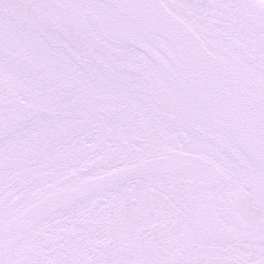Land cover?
Masks as SVG:
<instances>
[{"label": "snow or ice", "instance_id": "obj_1", "mask_svg": "<svg viewBox=\"0 0 264 264\" xmlns=\"http://www.w3.org/2000/svg\"><path fill=\"white\" fill-rule=\"evenodd\" d=\"M0 264H264V0H0Z\"/></svg>", "mask_w": 264, "mask_h": 264}]
</instances>
